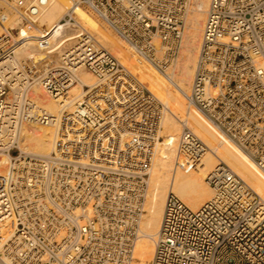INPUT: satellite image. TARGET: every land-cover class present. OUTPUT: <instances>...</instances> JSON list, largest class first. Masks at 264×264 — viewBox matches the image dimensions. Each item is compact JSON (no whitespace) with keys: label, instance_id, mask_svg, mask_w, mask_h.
I'll return each instance as SVG.
<instances>
[{"label":"built area","instance_id":"obj_1","mask_svg":"<svg viewBox=\"0 0 264 264\" xmlns=\"http://www.w3.org/2000/svg\"><path fill=\"white\" fill-rule=\"evenodd\" d=\"M8 1L20 10L22 40L34 37L43 57L22 59L18 69L12 35L21 29L0 30V61L10 60L0 70V155H11L0 173V264H130L166 108L93 39L80 12L99 20L137 59L163 70L178 54L188 0H71L48 30L38 25L47 0ZM57 27L78 36L53 60ZM80 66L98 84L84 86L73 109L61 111L53 153L21 152L9 108L19 106L18 124L50 125L57 116L36 107L34 80L62 100ZM185 97L264 171V0H209ZM204 151L183 127L176 154L194 166ZM206 182L213 195L197 209L167 196L150 264H264V204L225 163Z\"/></svg>","mask_w":264,"mask_h":264},{"label":"bare ground","instance_id":"obj_2","mask_svg":"<svg viewBox=\"0 0 264 264\" xmlns=\"http://www.w3.org/2000/svg\"><path fill=\"white\" fill-rule=\"evenodd\" d=\"M68 1L70 5L71 0H67V3ZM2 2L5 5L1 4L0 1V6H5L6 11L2 8L5 20L2 22L3 24L0 23V30L8 27L6 31H9V29L18 26L21 29L19 33L22 31L23 35H26L19 24L20 10L13 7L12 2L9 3L6 0H2ZM208 2L209 0L189 1L191 9L189 10L190 14L188 13L187 17L184 18L186 29L184 28V36L181 39L182 49H180L182 51L180 57L176 63L167 64L163 70L157 69L150 62L137 59L129 48L113 36L99 20L84 10L80 12L83 24H86L92 30L93 39L109 50L124 69L166 108L161 116L158 131L159 135H163L164 138L163 140L158 139L154 146L143 204L145 213L138 222L130 264H148L147 261L150 264L157 241L164 203L170 193L177 195L191 209H197L203 202L212 197L213 190L206 182V178L218 164L225 163L228 165L259 197L260 203L264 204V171L259 170L256 163L245 152L221 135L219 137L218 132L209 122L189 102H185V95L189 93L191 80L197 66L199 44ZM67 3L66 0H47L46 4L39 9V23L51 25L54 21H57L66 11ZM190 6L188 5L189 8ZM8 13L11 14L10 20ZM1 24L5 26L3 27ZM80 25V30H83L85 26ZM57 29L59 28L57 27ZM34 34L32 31L28 36H34ZM23 35L20 36L19 34L20 37L16 35V38L22 41ZM77 36L78 33L75 29H62L59 32L55 30L52 33L53 47L50 50L53 60H57L58 55L64 48L74 46ZM31 38L34 39V37L27 39ZM14 39L12 35L13 42ZM31 42H26L25 45L23 44L24 46L19 44L15 46V57L11 61L18 69L21 66L20 61L22 59L26 60L32 57L39 60L43 57L41 55L42 51L36 47V44L31 45ZM26 49L27 52L29 49L33 50L27 54ZM5 56V59L3 58L0 61V70L5 69V65L10 64V60ZM120 59H123L122 61L126 65H123ZM76 81L77 84L71 88L68 96L59 100L47 96L39 88L37 78L34 80L30 96L36 102V107H42L47 113L57 116L56 120L50 125H35L29 121L18 124V118L21 116L19 106L9 108L8 112L13 113L17 120L16 147L21 152L40 156H50L53 153L57 129L60 126L59 116L61 111L63 109L67 111L73 109L76 101L80 100L85 94L84 86L94 87L98 84L96 78L83 66H80L77 70ZM60 101L63 102L60 103ZM34 109L29 111V116L35 114ZM183 127H188L205 145V151L200 161L195 163L194 166H191L185 158L176 154ZM10 156L6 153L0 155V173L3 172Z\"/></svg>","mask_w":264,"mask_h":264},{"label":"rangeland","instance_id":"obj_3","mask_svg":"<svg viewBox=\"0 0 264 264\" xmlns=\"http://www.w3.org/2000/svg\"><path fill=\"white\" fill-rule=\"evenodd\" d=\"M0 1H1V4L5 5V4L3 3L4 1H3V2H2V0H0ZM6 1H8V0H6ZM189 1H190V0H188V5L190 6ZM8 2L11 3V2H13V1H11V2L8 1ZM66 3H67V0H66ZM67 4L69 5V1H68ZM68 5H67V7H68ZM188 5H187V7H188ZM0 7L3 8V9H5V11H6V7H5V6H2V5H1ZM187 7H186L187 10H185L186 12H185V14H184L183 21H184V18L187 17L188 13L190 12L189 10L191 9V6H190V8H189V7L187 8ZM7 12H8V10H7ZM64 13H65V12H64ZM64 13H63V14H64ZM63 14L59 17V19H58L57 21H54L51 25H48V24H40V23H39V24H38V25L40 26L39 28H40V29H41V28H42V29H43V28H44V29H51V28H53V27L57 24V22L61 19V17L63 16ZM189 14H190V13H189ZM8 15H9V20H10V16H11V14L8 13ZM9 20H8V21H9ZM184 23H185V22H184ZM2 24H3V23H2ZM2 24H1V26L4 27L5 25H2ZM41 26H42V27H41ZM7 28H8V27H5L3 30H7ZM184 28H185V24H184ZM70 29H71V28H70ZM185 29H186V28H185ZM185 29H184V30H185ZM55 30L59 32L60 29H57V28H56ZM55 30H54V31H55ZM54 31H53V32H54ZM183 32H184V31H183ZM110 33H111V32H110ZM19 34H20V36H21V35H23V32L20 31ZM19 34H18V37H20ZM33 34H34V31H33ZM111 34H112V33H111ZM34 35H35V34H34ZM112 35H113V34H112ZM13 36H14V38H15V39H14V43H17V44H19L20 46H24L26 42H27V43H30L31 41H32V42H31V45H32V44L35 45V40H34L33 38H31V39H26V40H22V41H21V40H19L18 38H16V35H13ZM23 36H24V35H23ZM23 36H22V37H23ZM113 36H114V35H113ZM183 36H184V34H183ZM22 39H23V38H22ZM33 40H34V41H33ZM25 41H26V42H25ZM181 41H182V40H181ZM20 43H21L22 45H21ZM181 43H182V42H181ZM23 44H24V45H23ZM19 45H18V46H19ZM180 48H181V45H180ZM180 48H179V51H178V54H177L178 57L176 56L175 59H174V60L172 61V63H170V64H173V62H174V63L177 62V59L180 57V53H181V51H182V50H181L182 48H181V49H180ZM32 50H33V49H32ZM32 50L29 49L28 52H31ZM25 51L27 52V49H26ZM25 51H24V52H25ZM26 52H25V53H26ZM28 52H27V54H28ZM122 60H123V59H120V62H121L123 65H126ZM185 102H187V101H185ZM218 136L220 137L219 133H218ZM159 137H160L159 140H163V138H164L163 135H161V136L159 135ZM12 153H15V152H12ZM147 180H148V179H147ZM144 213H145V211H144ZM144 213H143L142 215H144ZM141 218H142V216H141ZM139 221H140V219H139ZM139 221H138V222H139ZM132 247H133V245H132ZM147 263L149 264V261H147Z\"/></svg>","mask_w":264,"mask_h":264}]
</instances>
